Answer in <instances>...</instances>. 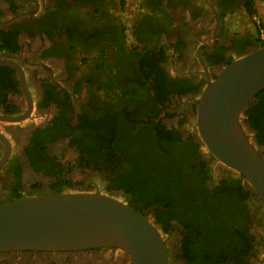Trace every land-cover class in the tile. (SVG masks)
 Segmentation results:
<instances>
[{
    "label": "flooded vegetation",
    "instance_id": "1",
    "mask_svg": "<svg viewBox=\"0 0 264 264\" xmlns=\"http://www.w3.org/2000/svg\"><path fill=\"white\" fill-rule=\"evenodd\" d=\"M121 2L0 0V204L58 192L102 193L128 204L132 194L123 184L139 178L138 188L150 201L142 215L164 239L168 263L201 264L197 246L184 238L186 228L176 218H165V231L153 212H182L188 186L198 194L194 166H188L190 175L183 174L197 156L209 169L206 187L233 174L203 144L197 104L208 81L250 51L254 46L246 43L254 37L249 30L227 29L222 19V11L242 0H204L214 10L207 21L182 17L176 22L171 16L173 39L165 17L128 14L122 19ZM199 14L203 18L202 9ZM217 57L221 62H211ZM254 132H247L252 140ZM169 162L175 165L172 173ZM219 166L226 176H216ZM179 178H184L181 186ZM167 180L178 188L174 199L163 191ZM246 203L250 247L230 264H263V212L255 196ZM0 264L131 260L122 249L93 247L0 251Z\"/></svg>",
    "mask_w": 264,
    "mask_h": 264
},
{
    "label": "water",
    "instance_id": "2",
    "mask_svg": "<svg viewBox=\"0 0 264 264\" xmlns=\"http://www.w3.org/2000/svg\"><path fill=\"white\" fill-rule=\"evenodd\" d=\"M263 88L264 45L231 60L208 81L198 98L196 127L208 151L255 193L264 216V156L244 123L248 104ZM93 247L122 249L131 264H169L156 225L115 197L58 192L0 204V251Z\"/></svg>",
    "mask_w": 264,
    "mask_h": 264
},
{
    "label": "trees",
    "instance_id": "3",
    "mask_svg": "<svg viewBox=\"0 0 264 264\" xmlns=\"http://www.w3.org/2000/svg\"><path fill=\"white\" fill-rule=\"evenodd\" d=\"M244 1V9L247 15L249 17L254 16L256 14L254 0ZM248 45L262 46L264 43L259 42L258 39H253L246 43V46ZM14 47L17 48L16 37H14ZM222 59V57H217L211 62L219 63ZM155 82L157 83V81ZM154 90L159 93L157 86H154ZM244 114L246 116L244 123L255 130L254 142L262 147L260 152L264 156V88L256 94V100L248 104ZM159 139L163 138L159 137ZM169 165V172L172 173L175 165L172 162H169ZM188 166H194L192 168L196 179L194 185L197 186L198 194L192 192L191 186L193 185L188 186L185 194H182L184 205L182 212L168 215L163 210H156L153 212V218L157 222H162V225L165 218L167 220L176 218L186 228L184 238H188L197 246L201 264H224V262L230 264L231 258L241 260L240 257L247 253L250 247V239H252L247 233L246 224L249 220V210L246 201L250 196L256 197L255 193L250 191L244 179L233 170L231 171L233 174L220 179L218 183L209 188L205 186L206 180L211 178L208 173L209 169L203 168L207 166V163L200 161L197 156L195 165L189 164ZM191 173L192 171L188 167V171L183 174L187 176ZM179 179L181 186L184 178ZM152 181L155 183L154 179ZM167 182L168 184L164 185L163 191L168 193V197L174 199V193H177L178 188L173 186L169 180ZM123 185L125 190L132 194V199L127 205L139 214H143L148 207L146 204L150 201H148L147 191L138 188L140 187L139 178L130 185ZM151 188L152 185L149 190ZM157 204L159 206L167 205L165 202ZM163 227L165 231L168 229V226L163 225ZM181 242L183 244V238ZM189 252L188 246L184 244V253ZM183 262L189 264L186 260Z\"/></svg>",
    "mask_w": 264,
    "mask_h": 264
},
{
    "label": "crops",
    "instance_id": "4",
    "mask_svg": "<svg viewBox=\"0 0 264 264\" xmlns=\"http://www.w3.org/2000/svg\"><path fill=\"white\" fill-rule=\"evenodd\" d=\"M244 2L245 1L242 0V3L237 8L230 7L222 11V15L224 16L222 19L227 29L233 30V25L235 23H237L240 19L244 20L246 16L248 17L244 9ZM254 2L256 14L251 18L258 19L264 27V20L259 17L260 8H264V1L256 0ZM121 3L123 4V0ZM124 5L126 6L124 11L120 10V16L122 19L128 14H133L136 18H141L144 14H147L156 20H160L161 17H165L168 21H170L171 25L166 29L169 32L170 39H173L176 36H173L172 33H170L172 29V22L175 23L174 21H179L182 17L187 20L196 18L198 21H201V19H203V21H207L210 19L211 14L214 13V10H211L206 5L204 0H131V4L126 1ZM127 5H129V8H127ZM215 7L216 6L214 5V8ZM200 9L203 11V18L200 17Z\"/></svg>",
    "mask_w": 264,
    "mask_h": 264
},
{
    "label": "rangeland",
    "instance_id": "5",
    "mask_svg": "<svg viewBox=\"0 0 264 264\" xmlns=\"http://www.w3.org/2000/svg\"><path fill=\"white\" fill-rule=\"evenodd\" d=\"M126 1H128L129 4H131V0H125V1L123 0V4L121 3L120 10L124 11V9L126 7L124 4L126 3ZM260 1H264V0H260ZM127 8H129V5H127ZM259 17L262 20H264V8H260ZM256 20H258V19H252L251 17L246 16V18L244 20L240 19L237 23H235L233 25V29L234 30H249L251 35L254 37V39H258V41L261 42L259 39V36H258V32H257L258 24H257ZM125 22L128 23L127 20H125ZM259 25H261L263 27L262 23ZM227 173H228L227 170L225 168H223L222 166H219L218 168H216V176L223 177V176H226Z\"/></svg>",
    "mask_w": 264,
    "mask_h": 264
},
{
    "label": "built area",
    "instance_id": "6",
    "mask_svg": "<svg viewBox=\"0 0 264 264\" xmlns=\"http://www.w3.org/2000/svg\"><path fill=\"white\" fill-rule=\"evenodd\" d=\"M254 1H256V0H254ZM257 1H259V0H257ZM254 4H255V2H254ZM256 22L258 24L257 32H258L259 39H260L261 43H264V27L259 25V24H261V22L259 20H256Z\"/></svg>",
    "mask_w": 264,
    "mask_h": 264
}]
</instances>
